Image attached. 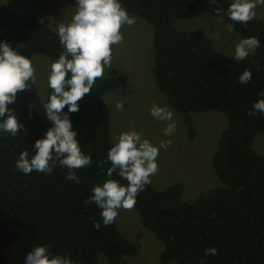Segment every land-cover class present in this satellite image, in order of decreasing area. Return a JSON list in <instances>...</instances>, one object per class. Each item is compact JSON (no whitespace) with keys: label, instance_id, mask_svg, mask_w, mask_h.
Segmentation results:
<instances>
[{"label":"trees","instance_id":"trees-1","mask_svg":"<svg viewBox=\"0 0 264 264\" xmlns=\"http://www.w3.org/2000/svg\"><path fill=\"white\" fill-rule=\"evenodd\" d=\"M128 13L153 27V64L156 87L167 104L179 115L187 138L193 141L192 113L216 111L226 117L212 155V167L219 183L201 192L194 200H183L184 186L174 182L157 189L151 182L136 197L133 207L142 225L162 242L158 264H264V154L252 147L256 135L264 131V114L248 113L264 99V20L255 17L247 24L231 21L226 15L231 1L218 0H120ZM220 7L217 15L213 8ZM216 15L233 25L242 38L256 37L260 46L242 61L234 50L221 54L210 38L196 30H181L174 19ZM29 59L42 54L57 60L62 46L55 30L39 18L15 11L0 0V42ZM250 70L252 79L239 82ZM123 76L98 79L89 94L78 102L79 111L68 113L77 133L81 151L92 164L77 169L80 183L67 180V168L58 164L51 174L33 171L24 174L15 166L21 151L35 154L36 139L50 128L44 115L46 97H39L37 84L18 92L8 105L24 126L13 137L0 132V264H24L28 251L46 245L50 255H67L73 264H96L100 257L119 264L137 253V246L117 226L101 221L100 209L85 204L95 185L106 179L127 181L116 173L106 175L111 166L107 151L114 143L110 135V114L104 94L125 86ZM101 222L99 229L93 223ZM215 247L217 254L206 256L204 249Z\"/></svg>","mask_w":264,"mask_h":264},{"label":"clouds","instance_id":"clouds-1","mask_svg":"<svg viewBox=\"0 0 264 264\" xmlns=\"http://www.w3.org/2000/svg\"><path fill=\"white\" fill-rule=\"evenodd\" d=\"M218 0H209V5H216ZM264 0H232L226 15L236 23L247 24L256 17L258 5ZM220 15V7L213 8ZM135 18L122 7L120 0H76V10L68 24L60 23L55 30L59 44L62 46L59 58L49 65L48 86L53 90L44 104V115L51 122L43 138L36 139L33 147L35 154L29 157L27 150L21 151L15 162L18 170L24 174L33 171L51 174L58 164L67 168L66 179L80 183L76 175L77 169L92 164L90 155L81 151L77 133L72 129L68 113L79 111L78 102L92 91L98 79H103L105 69L112 67V48L122 43L124 37L121 29L132 26ZM233 25H227V31H233ZM214 38H219L217 33ZM260 46L256 37H246L235 45L234 59L242 61L254 53ZM241 84L252 79L250 70L243 71L239 77ZM37 83L32 61L19 54L6 41L0 42V132L15 137L23 131L24 126L16 119L14 112L8 108L15 102L18 92L30 90ZM123 101L116 102V108H123ZM67 106L68 113L63 110ZM264 114V99L252 105L248 113L255 116ZM150 115L167 122L163 132L170 136L176 130L173 113L166 107L153 104ZM114 143L107 151L106 159L111 166L106 175L112 177L116 173L127 181L122 185L118 180L106 179L102 185H95L91 196L85 204L99 207L101 221L104 226L115 222L120 209L131 210L136 204L137 195L151 183L150 177L158 171L157 158L159 148L142 138L134 130L121 132L113 137ZM171 141L163 142L169 146ZM100 221L93 223L99 229ZM206 256L217 254L215 247L204 249ZM24 264H73L67 255H50L46 245H38L28 251ZM201 264L203 262L201 261Z\"/></svg>","mask_w":264,"mask_h":264},{"label":"rangeland","instance_id":"rangeland-1","mask_svg":"<svg viewBox=\"0 0 264 264\" xmlns=\"http://www.w3.org/2000/svg\"><path fill=\"white\" fill-rule=\"evenodd\" d=\"M9 8L37 16L47 26L56 30L60 23L68 24L76 10V0H1ZM232 2V0H229ZM256 17L264 20V4L255 9ZM135 18L132 26L125 25L121 32L123 41L112 48V67L105 69V76L122 75L125 86L108 90L104 94L110 114V135L136 131L159 148L158 171L151 176V182L162 189L174 182L184 186L183 200H194L201 192L216 186L219 181L212 167V155L227 120L216 111L192 113L195 138L189 141L185 126L179 115L167 104L164 95L156 87L151 72L153 64V27L146 20L128 13ZM228 22L216 15H203L185 19H174V26L181 30L203 32L212 41L213 47L221 54L230 55L242 37L227 31ZM219 38H214L216 34ZM37 78L39 97L43 101L48 89L49 65L52 62L42 54L31 59ZM122 100L123 108L117 109L116 102ZM153 104L166 107L173 113L176 130L166 136L163 129L167 122L154 119L149 109ZM171 141L169 146L163 142ZM253 149L264 154V131L253 141ZM121 233L138 248L133 256L123 257L119 264H158L163 242L146 229L138 212L120 209L116 218ZM96 264H108L100 257ZM170 264H178L171 262Z\"/></svg>","mask_w":264,"mask_h":264},{"label":"crops","instance_id":"crops-1","mask_svg":"<svg viewBox=\"0 0 264 264\" xmlns=\"http://www.w3.org/2000/svg\"><path fill=\"white\" fill-rule=\"evenodd\" d=\"M37 17V16H36ZM38 18V17H37ZM114 76H117V75H114ZM122 76V75H121ZM153 177V176H152ZM168 186V185H167ZM165 188V187H164ZM163 189V188H162Z\"/></svg>","mask_w":264,"mask_h":264}]
</instances>
